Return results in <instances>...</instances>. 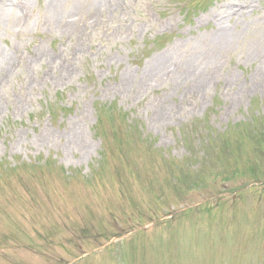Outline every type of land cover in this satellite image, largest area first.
<instances>
[{
    "label": "rangeland",
    "instance_id": "rangeland-1",
    "mask_svg": "<svg viewBox=\"0 0 264 264\" xmlns=\"http://www.w3.org/2000/svg\"><path fill=\"white\" fill-rule=\"evenodd\" d=\"M48 1L0 0L17 14L0 27V264H264V61L249 55L264 0H107L74 32L47 24ZM215 18L234 40L208 48L207 86L179 85L171 61L132 86L214 36ZM149 219L104 256L73 247Z\"/></svg>",
    "mask_w": 264,
    "mask_h": 264
},
{
    "label": "bare ground",
    "instance_id": "bare-ground-1",
    "mask_svg": "<svg viewBox=\"0 0 264 264\" xmlns=\"http://www.w3.org/2000/svg\"><path fill=\"white\" fill-rule=\"evenodd\" d=\"M11 3V5L14 4L13 1ZM47 4L48 8L45 9V12L48 14L47 24L53 30H55V32L59 30L62 32H74V30H76V26L84 27V22L89 19L90 16V18L94 16L93 19H96V16L101 15L104 17V14L109 12V8H111L109 1L107 0H49ZM67 13H74L72 15L69 14V16L72 18L71 20L67 19ZM16 16V11L13 8L8 9L6 8L5 2H0V27L7 31L8 28L5 26H14V22L17 20ZM237 19L238 17L236 18V21ZM214 20L215 25L218 27V34L214 33V36L209 37L203 43L201 40H199L196 46L190 48L187 53H183L180 60L172 59L175 57H171L172 48H170L152 60L150 65L141 72V75L135 78L132 86H134L136 83V85L139 84L138 88H144L145 85H148V82H153L154 79H157L158 75H161V68L168 61H171L169 64V69L178 72L180 71L178 74L179 78L177 80V83L180 82L179 85L183 84V82L186 80L192 79L197 91L203 89L204 86H207L215 76V69L210 71L207 70L213 61L212 58H209L208 56V48L209 50L213 51L218 47L219 49L223 47L225 49L234 40V32H232L233 29L230 27L227 28L228 26L223 25V23H225L223 21H217L216 18ZM175 50L176 47H173L172 54L174 55ZM249 55L254 56L253 58L264 61V39L259 40L256 43V46L250 50ZM15 59L12 57L11 60L15 61ZM7 62H9V60H7L6 56H3V60L0 62V64L2 63L3 65H7ZM8 67H11L10 63H8ZM260 74L262 77H264V66ZM196 81L197 84H195ZM187 89L186 94L188 92ZM162 117L163 115L161 118Z\"/></svg>",
    "mask_w": 264,
    "mask_h": 264
}]
</instances>
